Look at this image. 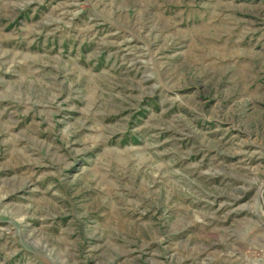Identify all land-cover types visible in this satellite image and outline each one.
Masks as SVG:
<instances>
[{"label": "rangeland", "instance_id": "374dc122", "mask_svg": "<svg viewBox=\"0 0 264 264\" xmlns=\"http://www.w3.org/2000/svg\"><path fill=\"white\" fill-rule=\"evenodd\" d=\"M0 264H264V0H0Z\"/></svg>", "mask_w": 264, "mask_h": 264}]
</instances>
